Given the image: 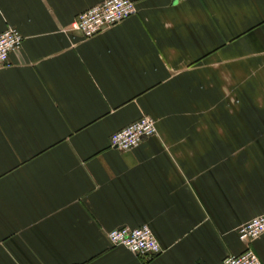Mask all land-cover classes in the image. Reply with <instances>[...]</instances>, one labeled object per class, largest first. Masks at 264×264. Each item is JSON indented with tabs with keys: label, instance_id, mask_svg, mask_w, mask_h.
Masks as SVG:
<instances>
[{
	"label": "crops",
	"instance_id": "0c3cea01",
	"mask_svg": "<svg viewBox=\"0 0 264 264\" xmlns=\"http://www.w3.org/2000/svg\"><path fill=\"white\" fill-rule=\"evenodd\" d=\"M103 0H0V264H223L264 213V0H134L85 37ZM143 115L156 135L123 151ZM149 224L144 258L109 233ZM252 248L264 264V236Z\"/></svg>",
	"mask_w": 264,
	"mask_h": 264
},
{
	"label": "built area",
	"instance_id": "2783aa9c",
	"mask_svg": "<svg viewBox=\"0 0 264 264\" xmlns=\"http://www.w3.org/2000/svg\"><path fill=\"white\" fill-rule=\"evenodd\" d=\"M137 11L134 0H103L78 14L70 28L81 32L85 37H92L104 28L136 14ZM22 42L23 35L12 25L0 34V66L9 64L10 54L19 50ZM156 133L158 128L155 120L143 115L130 125L116 130L110 137V145L127 151L139 145L144 138ZM238 235L246 243V248L238 254L226 256L223 264H262L252 244L257 238L264 236V213L239 226ZM109 239L112 245L124 246L144 258H152L163 252V247L149 224L116 228L109 233Z\"/></svg>",
	"mask_w": 264,
	"mask_h": 264
}]
</instances>
